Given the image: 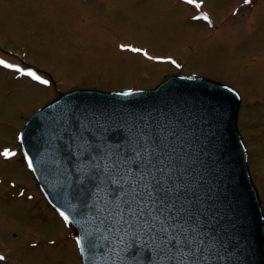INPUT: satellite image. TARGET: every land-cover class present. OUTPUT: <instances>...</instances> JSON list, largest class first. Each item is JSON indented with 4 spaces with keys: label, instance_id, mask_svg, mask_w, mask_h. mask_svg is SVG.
<instances>
[{
    "label": "water",
    "instance_id": "water-1",
    "mask_svg": "<svg viewBox=\"0 0 264 264\" xmlns=\"http://www.w3.org/2000/svg\"><path fill=\"white\" fill-rule=\"evenodd\" d=\"M240 106L225 84L173 76L151 90L71 91L31 118L24 151L77 228L84 264H264ZM161 221L187 230L182 250L159 244Z\"/></svg>",
    "mask_w": 264,
    "mask_h": 264
},
{
    "label": "rangeland",
    "instance_id": "rangeland-1",
    "mask_svg": "<svg viewBox=\"0 0 264 264\" xmlns=\"http://www.w3.org/2000/svg\"><path fill=\"white\" fill-rule=\"evenodd\" d=\"M194 1L0 0V60L14 66L0 65V264H82L20 144L29 119L75 88H153L178 74L233 86L264 207V0Z\"/></svg>",
    "mask_w": 264,
    "mask_h": 264
},
{
    "label": "snow or ice",
    "instance_id": "snow-or-ice-1",
    "mask_svg": "<svg viewBox=\"0 0 264 264\" xmlns=\"http://www.w3.org/2000/svg\"><path fill=\"white\" fill-rule=\"evenodd\" d=\"M185 2L188 3V4H192L194 2V0H185ZM245 2L247 3V2H249V0H245ZM197 7H200V5H197ZM196 18L199 19V17H196ZM206 18L207 17H205V19ZM133 51H139V49H133ZM0 65H3L5 68H13L14 67L11 64L5 63L3 60H0ZM14 70L17 71V72H20L22 75H27V76L32 77V79L37 80L40 83H44V84L48 83V81L42 80L41 77L38 76L35 72L25 71V70L20 69L18 67L15 68ZM2 155L4 157H6V158H9V157L15 156L16 153L5 151V152L2 153ZM28 163H29V167H31V161L30 160H29ZM132 191L135 192L136 191L135 188H133ZM153 195H154L153 193H151V192L149 193V196H153ZM134 201H135V197L133 196L132 199L128 203L132 204ZM137 207H140V205L138 203H137ZM135 212H136L135 209H131L130 214L135 215ZM142 214L143 213L141 212V215ZM60 215L63 217L65 222L69 221V217L67 215H65L63 212H61ZM121 218H123V217H121ZM153 219L154 220H158L159 217L153 216ZM161 224H162V227L160 229H158L157 231L160 232V233H165L166 235L160 237L159 244L166 248L170 243L174 242L175 243V247L177 248V250H182L183 242L181 240V235L183 234V235L186 236L187 230L186 229H182L181 232H177L175 234H172L169 231V227L167 225L163 224V221H161ZM144 227H145V230L147 232H149V234H151L153 229H155V225L154 224L153 225L145 224ZM178 227H180V226L179 225H172L171 226L172 229H175V228H178ZM150 239L155 241L157 239V237L155 235H150ZM77 243H79V241ZM3 259H4V257H0V260H3Z\"/></svg>",
    "mask_w": 264,
    "mask_h": 264
}]
</instances>
